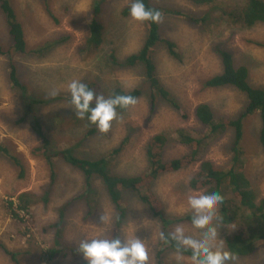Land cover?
I'll return each instance as SVG.
<instances>
[{"label": "rangeland", "instance_id": "374dc122", "mask_svg": "<svg viewBox=\"0 0 264 264\" xmlns=\"http://www.w3.org/2000/svg\"><path fill=\"white\" fill-rule=\"evenodd\" d=\"M244 0H153L160 7L180 10L195 16L206 14L209 22L193 26L185 17L164 14L159 20L162 36L176 43L180 59L167 52L165 44L158 43L152 58L156 65V75L160 82L178 99L185 115L169 107L162 100L152 111L147 100L148 82L141 74V67L122 68L108 62L113 49L117 59L136 52L145 37L143 21L132 20L129 14H122L130 0H112L107 4L102 16L109 35L106 44L99 49L89 50L85 38L88 35L90 11L94 0H9L17 19L22 24L27 51L43 46L46 41H59L43 55L16 54L11 52V61L16 65L20 81L32 90L27 97L11 86L8 78L9 59L0 54V143L11 146V153L23 164L22 176L15 166L0 153V242L16 253L21 264H45L41 261L40 248H45L53 240V222L58 220L59 208L70 201L64 214L61 231L66 241L73 245L87 237L107 238L114 229L116 211L100 179L92 181L91 193L94 203L93 215L87 214L84 198H78L86 189L82 172L61 159H54L55 176L51 180L49 166L41 156L31 154V149L40 143L27 125L11 126V120L20 116L24 105L35 96L47 98L52 90L60 98L50 103L35 104V112L47 125V136L57 150L72 147L74 154L83 158L108 156L114 173L132 175L145 171L147 167L145 146L151 135L161 133L166 137L164 159H174L186 154L187 147L178 143L176 130L189 129L204 131L194 117V108L201 102L210 104L217 116L234 117L243 107L245 97L232 87L205 88L202 81L221 71L220 58L214 47H226L233 54L236 65H245L249 70V80L253 85L264 84V24L257 23L251 28H240L224 21L222 10L240 5ZM50 9L53 17L45 9ZM5 15L0 11V45L3 50L12 46L6 33ZM72 80L92 82L94 91L100 95L111 86L120 85L124 89L139 87L142 95L131 105L125 114H118L110 122L107 132H98L85 137V118L75 115L70 102L67 85ZM34 94V95H33ZM250 119V120H248ZM258 115L249 116L243 125L242 171L257 199L264 198V154L258 143ZM128 138L122 150L113 155L111 150L123 139ZM230 133L211 140L203 154L214 167L223 168L230 162L228 149ZM199 162L190 164L175 172L161 174L152 182V191L164 203L170 219L178 216H192L187 197L194 191L188 181L198 169ZM49 190L48 201L44 193ZM20 192L36 193L31 199L28 211L22 215L13 206L19 218L8 212V202H17ZM76 196V197H75ZM74 202V204H72ZM126 216L118 228L119 237L142 239L148 252L147 264H157L156 252L159 249L160 224L149 210L133 194L124 195ZM218 205H216V214ZM68 218V219H67ZM218 238L229 227L218 223L214 217ZM180 225L185 235L196 237L200 229L183 220L168 227L174 231ZM46 231V232H45ZM40 237V238H39ZM217 243H221L218 241ZM35 244V245H34ZM222 247L224 243L222 241ZM226 250V249H225ZM168 264H196L195 260L176 251H165ZM226 264H264V243H259L248 256H235ZM82 258H67L62 264H74ZM0 264L11 263L7 254L0 248Z\"/></svg>", "mask_w": 264, "mask_h": 264}, {"label": "trees", "instance_id": "16d2710c", "mask_svg": "<svg viewBox=\"0 0 264 264\" xmlns=\"http://www.w3.org/2000/svg\"><path fill=\"white\" fill-rule=\"evenodd\" d=\"M45 5L48 0H41ZM203 0H194L198 3ZM112 0H94L90 11V20L88 24V35L85 38L86 46L90 51L102 48L106 44V38L109 35L108 29L102 20V16L106 12L107 4ZM145 7L159 10L161 17L164 14H172L185 17L193 26L203 25L209 22L208 17L195 16L172 8L160 7L153 0H144ZM47 14L53 17L50 9H45ZM0 11L5 15L6 32L11 40L12 46L7 50H3L0 45V54L6 55L9 59L8 78L11 86L18 90L21 94L26 92L28 87L24 85L18 75L16 65L11 61V52L16 54H32L43 55L47 53L52 46L59 44V41H46L43 46H38L34 50L27 51V43L24 36L22 24L17 19V15L12 8L9 0H0ZM223 19L233 26L240 28H251L257 23L264 24V0H244L240 5L222 10ZM122 14H129V6L122 10ZM145 25V37L141 47L133 53L117 59L115 51L112 49L108 55V62L112 65L122 68L141 67V74L148 82V93L146 95L152 111L156 108L158 101L162 100L172 109L177 110L185 115L178 99L160 82L156 75V65L152 58V51L158 43H164L167 52L175 59H180L179 52L176 51V43L169 38L162 36V28L159 22L143 21ZM220 62L221 71L213 74L209 78L202 81L205 88H225L232 87L242 93L245 97L243 107L234 117L217 116L212 110L210 104L201 102L194 108V117L203 126L204 131L192 134L189 129L178 128L176 130V138L178 143L187 147L186 154L174 159L165 160L164 149L167 143L166 137L161 133H156L149 137L145 146V154L147 167L145 171L132 175H122L114 173L108 156L101 158H83L74 154L72 147L67 149H55L47 136V125L42 123L40 115L35 112V104L50 103L59 99V96H49L43 98L37 95L24 105V109L20 116L11 120V126L27 125L32 129L35 136L40 140L36 147L31 149V154L41 156L51 173V180L55 176L54 159H61L65 164L70 165L82 172L85 178L86 189L82 195L77 197L84 198L86 202L87 214L93 215V198H92V181L95 178L101 180L108 198L116 211L114 219V229L107 238L119 237L118 228L123 224L126 209L124 203L125 194H133L138 200L149 210L155 220L160 224L161 233L164 234L165 240H161L159 249L156 252L157 264H168L165 260V251H176L184 256L194 260L191 249L183 248L177 244L175 240L169 238L168 227L176 222L184 219L191 221V217L186 215L185 218L175 216L170 219L167 214L164 203L152 191V182L161 174L175 172L189 166L190 164L199 162L198 169L188 181L189 188L193 190H216L223 197L222 202L218 203L216 219L221 225L229 227L230 230L222 234L224 247L235 256H248L256 249L259 243H264V198L257 199L242 171L243 149V125L244 121L252 115H258L260 120L258 129V143L264 154V84L253 85L249 80V70L245 65H236L233 54L226 47L216 45L214 47ZM90 89H94L92 82H84ZM93 85H92V84ZM94 91V90H93ZM31 95L32 90L27 91ZM26 93L22 94V98L27 97ZM94 93H96L94 91ZM139 87L132 89H124L120 85L111 86L107 91H102L100 95L105 98L115 95H131L136 100L142 95ZM97 94V93H96ZM99 95V94H97ZM70 102V93L64 98ZM131 106V105H130ZM116 107L118 114H125L128 108ZM85 137L97 134L99 131L94 124H91L85 117ZM227 132L230 133L228 149L231 152L230 162L223 168L214 167L210 160L203 159L207 145L211 140L223 137ZM126 137L116 147L111 150L113 155L118 154L124 147ZM11 146L0 143V153L5 155L13 165L21 167L20 175L22 176L23 164L13 155ZM44 193V200L48 201L49 190ZM37 194L31 192H20L16 199L17 202L10 200L8 202V212L14 218H19L15 213L13 206L25 211L28 215L32 214L28 211L32 198ZM70 201L62 205L58 210V220L53 222L54 234L53 240L49 242L44 249L40 248L42 255L40 259L45 264H61L68 257L82 256L78 252V245H73L63 237L61 227L63 225L64 214L69 208ZM30 216V215H29ZM56 242V243H55ZM0 248L9 257L11 263L21 264L15 252L6 248L0 242ZM76 264H86L85 260H81Z\"/></svg>", "mask_w": 264, "mask_h": 264}, {"label": "clouds", "instance_id": "9594fccd", "mask_svg": "<svg viewBox=\"0 0 264 264\" xmlns=\"http://www.w3.org/2000/svg\"><path fill=\"white\" fill-rule=\"evenodd\" d=\"M129 16L135 21L159 22V10L146 8L144 0H130ZM70 104L75 115L87 120L96 126L99 132L105 133L110 122L116 117V107L126 108L136 104V98L131 95H115L105 98L97 95L87 84L78 80L68 83ZM50 95L55 96L52 90ZM223 197L219 191H194L187 197V204L191 210V225L200 229L196 237L185 235L184 228L177 225L169 238L175 240L183 248L191 249L196 264H226L234 261L235 255L223 249V239L218 238L217 227L213 220L216 216V205L222 202ZM160 239L165 240L163 233ZM220 241L221 243H217ZM78 252L86 264H147L148 252L142 239L134 236L131 239L91 238L82 239L78 244Z\"/></svg>", "mask_w": 264, "mask_h": 264}, {"label": "crops", "instance_id": "0c3cea01", "mask_svg": "<svg viewBox=\"0 0 264 264\" xmlns=\"http://www.w3.org/2000/svg\"><path fill=\"white\" fill-rule=\"evenodd\" d=\"M5 29H6V28H5ZM6 33H7V32H6ZM91 238H92V237H87V238H85V239H91ZM78 244H79V243H77V244H75V245H78ZM77 257L82 258V256H72V257H68V258H74V259H76ZM81 260H84V259L82 258ZM81 260H80V261H81ZM64 261H65V260H64ZM64 261H63V262H64ZM63 262H62V263H63ZM78 262H79V261L75 260V261H74V264H76V263H78ZM62 263H61V264H62Z\"/></svg>", "mask_w": 264, "mask_h": 264}, {"label": "built area", "instance_id": "2783aa9c", "mask_svg": "<svg viewBox=\"0 0 264 264\" xmlns=\"http://www.w3.org/2000/svg\"><path fill=\"white\" fill-rule=\"evenodd\" d=\"M19 213H20V214H22V215H25V214H26V212H25V211H23V210H20V209H19Z\"/></svg>", "mask_w": 264, "mask_h": 264}, {"label": "bare ground", "instance_id": "6f19581e", "mask_svg": "<svg viewBox=\"0 0 264 264\" xmlns=\"http://www.w3.org/2000/svg\"><path fill=\"white\" fill-rule=\"evenodd\" d=\"M248 120H250V119H248ZM34 155V154H33ZM76 197V196H75ZM78 200V199H77ZM72 204H74V202L72 203ZM68 219V218H67ZM46 232V231H45ZM40 238V237H39ZM56 243V242H55ZM35 245V244H34ZM261 264V263H260Z\"/></svg>", "mask_w": 264, "mask_h": 264}]
</instances>
